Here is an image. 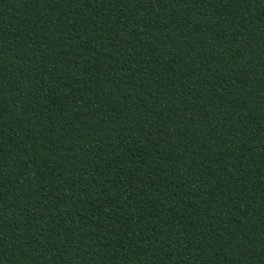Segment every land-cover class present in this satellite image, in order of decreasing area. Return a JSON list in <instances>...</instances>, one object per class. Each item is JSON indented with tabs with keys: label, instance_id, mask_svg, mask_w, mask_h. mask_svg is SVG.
Returning a JSON list of instances; mask_svg holds the SVG:
<instances>
[{
	"label": "trees",
	"instance_id": "1",
	"mask_svg": "<svg viewBox=\"0 0 264 264\" xmlns=\"http://www.w3.org/2000/svg\"><path fill=\"white\" fill-rule=\"evenodd\" d=\"M0 264H264V0H0Z\"/></svg>",
	"mask_w": 264,
	"mask_h": 264
}]
</instances>
